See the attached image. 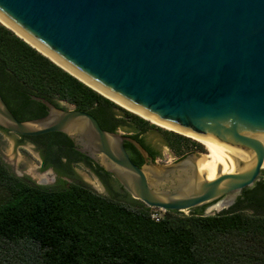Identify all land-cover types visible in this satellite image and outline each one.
<instances>
[{
  "label": "water",
  "instance_id": "95a60500",
  "mask_svg": "<svg viewBox=\"0 0 264 264\" xmlns=\"http://www.w3.org/2000/svg\"><path fill=\"white\" fill-rule=\"evenodd\" d=\"M0 24L105 98L200 144L211 163L204 171L217 174L200 175L194 152L159 164L130 135L41 97L31 98L46 114L20 121L0 95L1 128L64 134L133 199L164 211L232 205L260 176L264 0H0Z\"/></svg>",
  "mask_w": 264,
  "mask_h": 264
},
{
  "label": "trees",
  "instance_id": "16d2710c",
  "mask_svg": "<svg viewBox=\"0 0 264 264\" xmlns=\"http://www.w3.org/2000/svg\"><path fill=\"white\" fill-rule=\"evenodd\" d=\"M0 95L20 121L46 114L45 106L32 100L36 96L61 109L66 103L87 112L103 130H123L143 146L141 134L154 127L62 70L1 24ZM165 135L178 158L202 150L194 142L197 148H188L189 140L178 134ZM30 138L54 147L56 155L45 161L64 171L62 157L85 162L103 179L111 176L64 147L73 142L62 133ZM124 147L131 161L141 166L127 143ZM0 264H264V168L227 209L213 215L165 211L154 221L150 208L138 200L125 204L84 184L30 183L12 174L0 159Z\"/></svg>",
  "mask_w": 264,
  "mask_h": 264
},
{
  "label": "rangeland",
  "instance_id": "374dc122",
  "mask_svg": "<svg viewBox=\"0 0 264 264\" xmlns=\"http://www.w3.org/2000/svg\"><path fill=\"white\" fill-rule=\"evenodd\" d=\"M61 104L65 109H72V106L69 104ZM148 122L154 125V127H149L144 133L141 134V137L144 139L147 145L159 152L155 162L159 164H165L178 159L179 154L172 151L165 143V133L171 131L159 127L150 121ZM117 131L121 134L127 135V133L123 130ZM184 138L189 140L187 142V145L189 146L188 148H197V146L194 147V144H191L192 142L198 144L197 142L189 139L188 137ZM198 145L202 148V150L193 152L200 158L206 153L205 149L200 144ZM44 156V152L37 146L32 145L29 140H22L17 134L0 129V159L12 174L25 179L30 183L43 186H55L59 184L67 186L70 183L84 184L97 194L115 199L125 204L131 205L136 201L121 188V186L112 176H108L104 179L99 177L92 170V168L83 161L69 163L62 157L61 162L66 166L68 165V167H66L67 171H64L61 167L46 162ZM92 162L97 164L94 161ZM45 178L46 181H41ZM239 195L240 193L236 195L235 200ZM217 204L206 207L204 212L208 213L209 215H213L231 206L229 205L222 208L220 207V210L217 209V207L213 208ZM195 209L188 211L184 210L181 213L188 215Z\"/></svg>",
  "mask_w": 264,
  "mask_h": 264
},
{
  "label": "flooded vegetation",
  "instance_id": "af4514ba",
  "mask_svg": "<svg viewBox=\"0 0 264 264\" xmlns=\"http://www.w3.org/2000/svg\"><path fill=\"white\" fill-rule=\"evenodd\" d=\"M33 100V99H32ZM35 101V100H34ZM9 132V131H8ZM22 140H29L31 143H32V145H34V146H37L39 149H41L43 152H44V154H45V159L47 158H49V159H52V158H54V155H56L55 154V152H56V150H55V148L54 147H49V145H48V143L45 141V140H40V141H34L33 139H31L30 138V136H20V135H18ZM141 137V136H140ZM137 141V140H136ZM138 142V141H137ZM124 143H127L128 144V151H129V153L133 156V157H135L136 159H138V160H141V165L142 164H144V158L142 157V155L139 153V151L132 145V144H130V143H128V142H124ZM139 143V142H138ZM143 143L145 144V146H147V148L145 147V146H143L142 144H140L144 149H145V151H146V153H147V156H146V158H148V159H152L153 161H155L156 160V158L158 157V155H159V152L156 150V149H154V148H152L151 146H149V145H147L146 144V142L144 141V139H143ZM64 147H71V148H73V150L74 151H76L74 148H75V146L74 145H72L71 144V146L70 145H65ZM69 151H70V149H69ZM153 154H156V156L155 157H153ZM64 159H66L65 157H63ZM179 159V158H178ZM177 160V159H176ZM67 161V160H66ZM73 162H77V161H73ZM69 163H71V162H69ZM67 167H68V165H67ZM41 181H46V178L45 179H42ZM127 193V192H126ZM128 194V193H127ZM215 205V204H214ZM208 206H213L212 204H210V205H205V206H201V207H198V208H196L195 210H199V211H202V212H204V210L206 209V207H208Z\"/></svg>",
  "mask_w": 264,
  "mask_h": 264
},
{
  "label": "bare ground",
  "instance_id": "6f19581e",
  "mask_svg": "<svg viewBox=\"0 0 264 264\" xmlns=\"http://www.w3.org/2000/svg\"><path fill=\"white\" fill-rule=\"evenodd\" d=\"M114 102V101H113ZM116 103V102H115ZM118 104V103H116ZM119 106L123 107L122 105L118 104ZM124 109L126 110H129L125 107H123ZM130 112L136 114L135 112L129 110ZM138 115V114H137ZM140 116V115H138ZM142 117V116H141ZM143 118V117H142ZM145 119V118H144ZM196 164H197V169H198V172L200 175H204L206 177L207 180H212L216 177V174H217V171H213L211 173H206L204 170H209L210 169V165L211 163L207 160V154H203L197 161H196ZM236 169H232V170H225V171H221V173H229V172H234ZM217 204V203H216ZM219 209L220 207L222 208V204L219 203L217 204L215 207L213 208H216ZM220 208V209H221ZM219 209V210H220Z\"/></svg>",
  "mask_w": 264,
  "mask_h": 264
},
{
  "label": "built area",
  "instance_id": "2783aa9c",
  "mask_svg": "<svg viewBox=\"0 0 264 264\" xmlns=\"http://www.w3.org/2000/svg\"><path fill=\"white\" fill-rule=\"evenodd\" d=\"M165 211L159 208H150V217L154 220V221H159L162 217V213H164Z\"/></svg>",
  "mask_w": 264,
  "mask_h": 264
}]
</instances>
